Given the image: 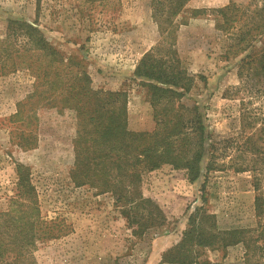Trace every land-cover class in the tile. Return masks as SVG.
<instances>
[{
    "label": "rangeland",
    "instance_id": "374dc122",
    "mask_svg": "<svg viewBox=\"0 0 264 264\" xmlns=\"http://www.w3.org/2000/svg\"><path fill=\"white\" fill-rule=\"evenodd\" d=\"M232 1L243 11L240 18L239 12H233L238 17L227 31L218 26L222 17L216 9L230 0H187L165 37L152 17L151 0H0V37L9 19L38 27L65 59L73 57L71 68L88 73L93 88L125 91L127 126L137 131L152 129L154 120L146 88L133 74L135 64L148 51L164 54L172 42L178 66L193 75V84L181 100L198 106L208 133L224 136L240 126L238 98L228 94L239 82L241 57H226L224 52L250 26L254 6L262 5L261 0ZM35 81L25 67L0 73V211L14 207L11 200L19 198L15 168L21 164L35 188L40 220L56 224L55 236L39 239L33 249L35 264H206L200 262L204 260L234 264L241 260L240 244L225 250L202 248L191 263L164 261L163 254L180 240L188 213L202 200L218 228L253 226L255 191L249 172L227 167L201 170L193 182L183 170L166 164L145 172L142 194L160 206L166 223L136 237L110 192L72 181L74 115L71 110L37 105L36 96L28 99ZM262 99L254 97L251 106L262 107ZM17 102L23 103L22 116L28 115L13 121L9 118ZM256 143L264 151V140Z\"/></svg>",
    "mask_w": 264,
    "mask_h": 264
},
{
    "label": "trees",
    "instance_id": "16d2710c",
    "mask_svg": "<svg viewBox=\"0 0 264 264\" xmlns=\"http://www.w3.org/2000/svg\"><path fill=\"white\" fill-rule=\"evenodd\" d=\"M186 1L151 0L152 17L162 36L170 35L173 17ZM261 2L252 10L250 26L240 31L237 41L224 52L226 57L241 55L239 82L228 94L238 98L240 126L234 134L224 136L208 133L198 106L181 100L193 84V75L178 66L172 42L167 43L164 54L148 51L135 64L133 74L146 88L154 120L152 129L137 131L127 126L125 91L93 88L88 73L71 68L73 57L65 59L38 27L9 19L0 37V73L29 69L36 83L28 99L36 96L37 105L71 110L75 120L71 179L76 185L88 184L99 192H110L132 235L141 236L145 230L166 223L160 206L142 194L145 172L166 164L183 170L191 182L201 170L207 173L227 167L251 174L255 224L220 229L202 200L188 213L181 238L164 252V261L196 262L202 248L225 250L240 244L242 257L234 264H264V151L256 143L264 140V104L251 106L254 97L263 96L264 102V0ZM240 10L241 5L232 0L216 9L222 17L218 26L227 31L238 17L233 12H239L240 18ZM22 104L17 102L9 119L27 117L28 113L22 116ZM15 169L19 198L11 200L16 208L0 211V264H35L33 249L39 239L55 236L56 224L40 220L29 172L21 164Z\"/></svg>",
    "mask_w": 264,
    "mask_h": 264
}]
</instances>
